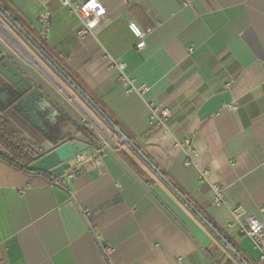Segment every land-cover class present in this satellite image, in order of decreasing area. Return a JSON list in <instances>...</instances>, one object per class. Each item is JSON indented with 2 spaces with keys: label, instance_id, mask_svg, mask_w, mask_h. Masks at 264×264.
Returning <instances> with one entry per match:
<instances>
[{
  "label": "crops",
  "instance_id": "crops-1",
  "mask_svg": "<svg viewBox=\"0 0 264 264\" xmlns=\"http://www.w3.org/2000/svg\"><path fill=\"white\" fill-rule=\"evenodd\" d=\"M98 1L106 17L80 40L81 19L58 0H0L113 123L23 36L19 53L0 46L49 103L29 105L31 122L17 112L19 134L43 136L48 150L63 117L64 134L86 143L87 155L109 144L100 174L85 166L63 187L0 156V264H263L243 221L253 215L264 228V0ZM129 22L152 29L140 51ZM111 61L149 90L129 91ZM151 104L171 111L165 128L151 122Z\"/></svg>",
  "mask_w": 264,
  "mask_h": 264
},
{
  "label": "built area",
  "instance_id": "built-area-1",
  "mask_svg": "<svg viewBox=\"0 0 264 264\" xmlns=\"http://www.w3.org/2000/svg\"><path fill=\"white\" fill-rule=\"evenodd\" d=\"M63 7L69 9V11L76 13L82 21V27L77 32L78 39L82 40L87 35L93 34L100 24L106 17V10L98 0H58ZM50 13L45 12L41 21V35L46 38L50 30ZM128 29L137 39L135 48L137 51L142 50L145 47V39L151 34L152 29L146 28L141 29L136 23L129 22ZM111 67L114 68L118 73V80L124 84L129 91L135 92L139 95L149 90L148 86L142 84L135 86L124 70L126 65L122 62L111 61ZM233 108V106H231ZM150 120L155 125L165 128V122L171 117V111L168 108H161L159 105H149ZM109 144L106 140H99L94 146L93 153L87 155L82 152L75 155L71 161L70 166L65 171L51 176L50 184L55 187H63L69 181L73 180L77 174L85 167H89L96 173L100 174L102 171V157L108 150ZM195 158V152L187 156L186 165L193 163ZM215 192V203L224 204V196L222 191L218 187H214ZM242 211L239 208H232L231 215L233 219L239 220ZM243 231L246 236L252 241L254 247L259 252V259L264 264V228L262 222L256 216H248L244 219Z\"/></svg>",
  "mask_w": 264,
  "mask_h": 264
},
{
  "label": "trees",
  "instance_id": "trees-1",
  "mask_svg": "<svg viewBox=\"0 0 264 264\" xmlns=\"http://www.w3.org/2000/svg\"><path fill=\"white\" fill-rule=\"evenodd\" d=\"M0 17L6 20L7 22H9L12 28L17 30L19 34L26 39L27 44H29V46L32 49L36 50L38 53H40V55L45 56L53 64L55 68H58L61 71V73H63L60 67L55 62H53L52 59L44 51L42 46L43 41L38 40V38H32L27 27L21 23L20 18L12 10L0 5ZM21 49L24 51L25 54L28 55V57L32 58L31 54L27 50H25L23 47H21ZM3 60H5L4 57L0 56V62H2ZM63 75H65L66 79L69 81V84H71L73 87L78 89L80 94L83 95V97H85L87 102L103 116V119L108 123V125L112 123V121L105 115V113L99 107L96 106L95 102H93V100L86 95V92L72 77H70L65 72L63 73ZM21 98H22L21 95L20 96L16 95L13 98L10 99L8 98L5 102L0 100V148L4 150V153H0V156L3 159H5L9 164L17 167L18 169L29 171L28 166L32 162L38 160L39 158H41L42 156L53 150L55 147L68 141L69 142L74 141V138L69 134H64L63 130L68 124V121L64 120L63 117H60V119L56 122L54 126V130L50 129V133L52 134V139L48 138L49 139L48 142L52 146L50 149L45 150L42 147V145L46 140L43 136L41 135L34 136V134L28 133V130L24 128L29 138L31 139V140H26V138H24L21 134L18 133L19 131L13 125L14 122L13 123L8 122V120H5L4 118L5 110L12 109L14 113L16 112L13 109V105L17 103ZM89 119L92 121V123L95 125L96 128L101 130L100 126L97 123H95V121L90 115H89ZM72 123L76 125L74 122ZM82 132L87 139H91V140L96 139V135L93 132L89 131L87 127L83 126ZM105 137L108 138L106 134ZM108 140L112 143L111 138H108ZM135 150L137 153L139 152L137 148H135ZM141 158L145 159V157L142 154H141ZM145 161L149 163L146 159ZM175 191L181 197V199L185 200L182 194L180 193V191L178 190ZM203 219L205 223L209 225V227H211V229L214 230L215 232V228L210 224V222L205 220V218Z\"/></svg>",
  "mask_w": 264,
  "mask_h": 264
},
{
  "label": "water",
  "instance_id": "water-1",
  "mask_svg": "<svg viewBox=\"0 0 264 264\" xmlns=\"http://www.w3.org/2000/svg\"><path fill=\"white\" fill-rule=\"evenodd\" d=\"M0 78L8 82L13 87L12 94L7 89L1 92L0 100L5 102L7 98L10 97V95H21L22 98L13 105V109L30 122L31 118L33 117L31 110L29 109V105L31 103L36 104L40 102L41 107L45 103L44 105L49 107L48 102L42 101L39 91L31 89V84L26 79H24L22 73H20L19 70L9 60H3L0 62ZM22 110H24V112ZM111 127L117 133L122 135L123 141L129 143L127 138L114 125H111ZM87 148L88 145L79 140L65 142L55 147L53 150L38 160L32 162L28 166V170L32 172L47 173L50 176H55L68 169L71 159L75 155L85 152Z\"/></svg>",
  "mask_w": 264,
  "mask_h": 264
},
{
  "label": "rangeland",
  "instance_id": "rangeland-1",
  "mask_svg": "<svg viewBox=\"0 0 264 264\" xmlns=\"http://www.w3.org/2000/svg\"><path fill=\"white\" fill-rule=\"evenodd\" d=\"M0 23L3 24V26L6 28V30L9 33V34H6L4 32V30H2L0 28V46H1V49H3V51H4L6 49V45H7L8 49H10V51L12 50L14 52L16 51V53L17 52L19 53V50H20L19 49V33H17L16 30H13L11 28L10 24L7 23L6 21H4L3 19L1 20V18H0ZM10 35L13 36L14 38L11 37ZM20 55L23 56L24 59L26 58L28 60V57L26 55H22V54H20ZM60 83H62L63 85L66 86V84L64 82L61 81ZM12 93H13V90H12L11 94ZM14 96L15 95H12L11 97H14ZM11 97H9V99ZM16 117H17V112L14 113V111L12 109L5 110V112H4L5 120H8L9 122L13 121L16 124ZM27 142H29V141H27Z\"/></svg>",
  "mask_w": 264,
  "mask_h": 264
},
{
  "label": "flooded vegetation",
  "instance_id": "flooded-vegetation-1",
  "mask_svg": "<svg viewBox=\"0 0 264 264\" xmlns=\"http://www.w3.org/2000/svg\"><path fill=\"white\" fill-rule=\"evenodd\" d=\"M5 89H7L11 93L13 87L10 86V84L8 82H6L2 78H0V93L3 92ZM10 97H11V95H10ZM11 98H13V97H11Z\"/></svg>",
  "mask_w": 264,
  "mask_h": 264
}]
</instances>
